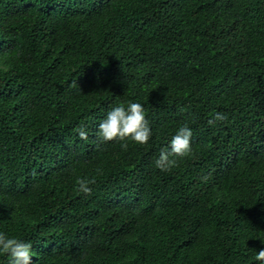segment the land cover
I'll return each mask as SVG.
<instances>
[{
    "label": "trees",
    "instance_id": "obj_1",
    "mask_svg": "<svg viewBox=\"0 0 264 264\" xmlns=\"http://www.w3.org/2000/svg\"><path fill=\"white\" fill-rule=\"evenodd\" d=\"M129 102L149 142L99 139ZM0 232L32 264H260L264 0H0Z\"/></svg>",
    "mask_w": 264,
    "mask_h": 264
},
{
    "label": "clouds",
    "instance_id": "obj_2",
    "mask_svg": "<svg viewBox=\"0 0 264 264\" xmlns=\"http://www.w3.org/2000/svg\"><path fill=\"white\" fill-rule=\"evenodd\" d=\"M226 118L224 114L216 112L209 123L224 121ZM152 134L144 106L139 102H129L126 106L113 107L100 120L97 127V136L102 141L130 139L136 144L144 145L149 142ZM79 135L87 138L84 130H80ZM192 135V129L188 123L180 126L172 136L168 150H162L155 160V167L161 172H167L177 165V160L171 157H188L192 152ZM121 147L126 150L128 145L122 143ZM91 183L94 181L80 179L78 191L90 195L92 189L89 184ZM0 254H5L10 258L8 264H32V245L22 239L10 238L3 232H0ZM255 261L264 264V248L255 252Z\"/></svg>",
    "mask_w": 264,
    "mask_h": 264
}]
</instances>
